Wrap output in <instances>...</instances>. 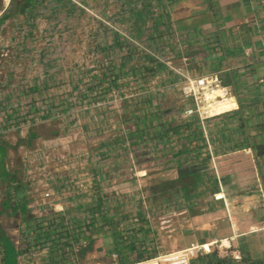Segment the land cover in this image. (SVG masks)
<instances>
[{
  "label": "rangeland",
  "instance_id": "374dc122",
  "mask_svg": "<svg viewBox=\"0 0 264 264\" xmlns=\"http://www.w3.org/2000/svg\"><path fill=\"white\" fill-rule=\"evenodd\" d=\"M120 3V0H41L30 15L4 19L0 23V135L15 145L19 136H26L31 124L46 122L45 128L49 127L47 123L54 116L61 121L65 132L56 138L38 139L34 148L20 146L16 150H9L14 164L17 157L25 163L31 182L29 185L36 187L37 200L32 203L36 206L34 215L43 217L53 209L61 212L68 221L72 218L83 220L94 217L100 209L99 205H87L91 199L100 200L104 208L110 209L112 231L121 230L117 241L136 260L137 250L143 249V255L157 250L156 257L173 252L167 244L168 235L179 232L187 223V202L183 195L166 201L160 196L162 192L158 187L176 175L169 169L176 164L170 162L171 155L175 160L180 158V162L186 165L195 163L193 155L188 157L181 153L183 147L178 146L175 141L177 137L174 136L179 120L174 119L175 116L184 114L191 104L181 99V91L187 78L192 76L170 63L182 73L181 79H177L178 73L173 71V83L169 86L159 85L164 76V73H159L145 85L144 90L148 88L152 92L151 104H160L159 107H150L154 114L150 115L152 121L149 126L158 127L163 122L168 126L170 139L168 147L162 150H159L162 147L159 139H151L136 159L135 154L128 150V140L123 141L124 136H118V132L124 129L119 119L122 112L119 92L126 88L114 87L112 94L101 93L100 103L84 97L89 91L86 82L94 80L98 72L97 64H108V48L116 43L112 38L113 32L126 36V41L132 40L127 35L126 25L118 19L117 12L122 8ZM253 3L260 8L251 17V10L257 7ZM253 3H248L249 8L242 11L236 10L238 3L233 2L216 10L223 20L230 16L228 26L244 28L259 24L264 18V0H254ZM203 7L206 5H198V9ZM258 30L261 34L264 32V28L259 27ZM235 34L230 38L223 35L221 40L225 45L232 44V41L236 44L235 38L238 37ZM205 35L208 32L196 35L198 44L207 42L208 38L211 42L208 44L216 42V33ZM253 49L247 47L245 52L252 55ZM257 50V60L263 62L264 51ZM203 55H198V59L202 60ZM226 55L228 62L237 58L236 53ZM161 58L164 59L163 56ZM249 60L252 61V57ZM129 80L133 85L137 84L133 76ZM165 87L171 92L167 96L164 95ZM181 135L185 142L188 141L187 133ZM202 165L204 163L197 162V166ZM115 172V180H102ZM206 174L202 173L204 183L197 192L210 189L211 183H208ZM100 180L106 190L104 197L99 193ZM99 216H95L98 219L94 233L90 230L77 239L70 237L73 240L71 254L62 256L57 245L50 248L44 244L37 246L31 255H22L20 263L120 264L119 255L114 253L119 247L113 244L111 234L103 233L105 228ZM7 221L3 223L7 233L25 249L26 239L20 236L19 227L12 219ZM153 229L157 230V234ZM91 236H94L92 241ZM172 245L174 243L171 247L178 248ZM50 249L53 251L48 253ZM212 250L216 253L215 248ZM156 257L133 264H152L149 261ZM206 260V257L199 258L192 264H204Z\"/></svg>",
  "mask_w": 264,
  "mask_h": 264
},
{
  "label": "trees",
  "instance_id": "16d2710c",
  "mask_svg": "<svg viewBox=\"0 0 264 264\" xmlns=\"http://www.w3.org/2000/svg\"><path fill=\"white\" fill-rule=\"evenodd\" d=\"M40 1L41 0H11L9 6L6 7L3 0H0V12L2 13L0 23L3 22L4 19L30 15ZM120 1L122 8H120L117 12L118 19L124 22L126 25L125 29L128 32L127 35L132 40L126 41V36L123 37L121 34L113 32L112 38L116 40V43L108 48V50H110V54L108 55V64H99V66L101 65L100 68H98V72L100 71V73L98 74V72H96L94 80L86 82L87 89H89V91L87 94H84V97H90V101L94 100L100 103L101 99L99 95H101V93L103 95H106L107 93L112 94V92H114L112 90L113 87L127 88V91L122 90L119 92L121 93L120 101H122V112L119 113V119L124 126V129L118 132V136H124L123 141L128 140V150L135 154V158L137 159L139 157L138 153L145 148L146 144L153 138L159 139L158 143L162 145L159 150L168 147L167 143H169L170 139V136L167 134L168 126H166L163 122H160L158 127L155 126L150 128L149 126L150 121H152L150 115L154 114L150 107L153 105H157V107H159L160 104H157V102L156 104H151L152 95L150 94L152 92H150L148 88L144 90V87L159 73L164 72L171 76L174 75V72L160 57L163 53L159 48H163L162 43L164 41H166L167 44L168 42L170 44L172 43L174 33L172 23L175 20L174 8L177 5L176 1L178 0ZM201 1L202 3H207L208 5L199 10V14H208L206 15V18L208 19L215 16V13L218 11L216 10L217 7L221 8L223 5H229L230 3H236L237 1L242 5H245L246 2H249L251 5L254 0ZM254 5L256 4L253 3V6ZM245 8H249V6ZM258 8H260V6L251 10V17H253L255 10ZM259 25L262 29L264 28V18L259 21ZM255 29H259V26L256 25ZM196 33L199 35L203 32L198 29L197 32H191L188 30L186 38L193 37ZM203 43L204 42H202V45L207 44L208 46L205 45L201 50L204 52L205 50H210L214 53H217L218 50H222L225 45L222 43V40L218 39L213 44H208L211 42ZM187 53L188 52L185 54ZM113 54L119 56L120 58H116ZM216 56L219 57L218 54H216ZM131 76L136 78L137 84L130 85L129 77ZM191 76L194 77L196 75L192 73ZM198 76L200 75H197V77ZM128 91H131L132 93L128 94ZM49 121L50 122L47 124L50 125L46 128L45 126L47 125H44L46 122L31 124L28 128L26 136H19L15 145L11 144L2 134L0 135V184L3 189L6 188V192L9 195L7 199H3L6 204L3 206L11 207L13 194L16 197L19 194L24 195V191L29 189L30 184L28 178L29 176L26 174V168L24 167L25 163L21 161L20 157H17L14 167L10 168L9 150H16L20 146L34 148L38 139L51 140L56 138L60 133H63V131L65 132L63 123L56 120L55 116L51 117ZM73 121L74 120L68 122V124H71ZM201 123L202 122L198 117H194L184 125V128H187L186 130L191 128V130H188L190 132L186 136L187 139L191 140L186 141L184 146L185 148L182 149L181 153H183L184 156L188 155V157H191L194 151V148H191V144L195 140L198 141V148L196 147V149L199 150V153L197 158L200 155V157H202L200 162L202 164L204 163V165L200 167L197 166V164H192L193 166L186 165L185 163L180 162V158L175 160V158L171 155L170 162H174L176 164L170 166L169 169L176 175L171 176L166 181H163L158 187V189L162 192L160 196L166 201H171L176 195H183L182 197H184L187 202V205L185 206L189 209V212H192V215H200L202 213L198 209V205L191 202V198L198 196L199 192L197 193V190L200 185L204 183L202 173L207 172L209 174L210 171L208 161L210 160V156L203 155L206 144H201V142L205 140ZM241 129H243L245 133L244 136L240 138L242 141L240 143L242 144L241 146H254L256 156L264 157V141L252 144V136L248 132L249 130L247 127L242 124ZM230 138L235 141L236 136L233 135ZM182 157L183 156H181V158ZM107 176L102 180L111 182L112 180H110ZM211 178L212 177L210 176L208 183L211 181L217 182L215 178ZM102 180H100L98 188L100 195L104 197V195H106V190L102 186ZM194 193L197 196L192 197ZM17 200L18 202L12 206L14 211L13 213L21 220V228L19 229L20 236L26 239L27 247L25 249L21 248L20 244L17 245L9 236L2 224V214L0 213V264H21L20 257L22 255L29 256L37 246H43L44 244H48L47 247L50 246V248L57 245V250L62 256L65 254H71L73 252L71 251V247H73V240L71 238L74 237V239H77L90 230L94 233V229L96 228L95 222L96 219H98L95 217L96 214L100 215L99 219L103 222L102 227L105 228V230H102L103 233L107 232L108 234H111L114 238L113 244H116L119 247L117 251H114V253L119 255L120 264H133L142 260H149L156 257L158 254V251L156 250L143 255V249L137 250V258L136 260H133L131 256H129V253L127 254L125 246L121 245L120 241H117L121 230L112 231L111 224L109 223L112 219L110 209L104 208L103 202L100 200L97 202L94 198H92L91 202L87 204L89 207L100 206V209L95 213L94 217L84 218L83 220L72 218L70 221H68V219L62 215L61 212H56L53 209L49 214H45L43 217L38 218L30 210L29 200L26 197H18ZM102 206L103 209L101 208ZM153 231L157 234L156 229H153ZM98 232L101 234L100 231ZM93 237L94 236H91V241ZM52 251L53 249H50V252L48 253H51ZM205 257L208 258V260H206L207 262L204 264H219L228 262L226 259L223 260L219 258L216 253L206 255L202 258Z\"/></svg>",
  "mask_w": 264,
  "mask_h": 264
},
{
  "label": "crops",
  "instance_id": "0c3cea01",
  "mask_svg": "<svg viewBox=\"0 0 264 264\" xmlns=\"http://www.w3.org/2000/svg\"><path fill=\"white\" fill-rule=\"evenodd\" d=\"M248 3L246 2L245 6L238 3L236 10L242 11ZM176 4L174 8L175 20L172 23L174 32L172 43L168 42L167 44L164 41L163 48H159L163 53L161 57H164L165 64L179 74L176 76L177 79H181L182 73L175 70L170 63L190 75L192 73L196 76L218 75L223 86L227 87L228 91L232 90L229 97L232 94L237 106L224 112L225 114L201 120L205 137L201 144H206L203 155L210 156V160H208L210 171L208 175L206 174V179L209 181L211 176V179L215 178L217 182H209L211 183L210 189L197 192L198 196L195 194L196 192L192 195V197L197 196L191 200L198 205V209L202 213L192 215V212L185 208L188 213L187 223L180 228L179 232L168 235L167 244L170 245V250L178 251L192 243H214L216 244L214 245L216 254L223 260L264 263V157L256 156L254 146L244 147L240 144L242 142L240 138L245 134L241 129L242 124L249 130L252 144L264 141V61L257 60L255 54L257 49L264 51V45H262L264 44V32L261 34L260 30L255 29L256 25L260 27L259 24L247 25L244 27L245 29L241 26L238 28L228 26L227 19L230 16L223 20L218 15V11L212 19H207L206 15L208 14H199L201 9H198V5H208L202 3L201 0H178ZM224 6L226 5L222 7ZM197 29L204 33L208 32L206 37L216 33L218 40H221L223 35H226L227 38L234 37L235 33L238 38H235L236 44L235 41H232V44L224 45L222 49L224 51L218 50L217 53H214L205 50L204 52L201 49L207 44H204L206 42L203 43L204 45L197 43L199 41L196 38L197 33L193 37L186 38L188 30L197 32ZM206 41L210 42L209 38ZM222 43L224 44L223 41ZM247 47L254 48L252 55L245 52ZM186 52L188 53L185 54ZM226 53H236L235 57L237 58L228 62ZM200 54H204L202 60L198 59ZM250 57H252V61L249 60ZM97 65V69L100 68L101 65ZM166 74L164 73L159 85L169 86L173 83V76H165ZM130 85H133L131 81ZM169 90L167 87L164 88L165 96L171 93ZM181 99H183L182 91ZM177 116L178 118H176ZM193 118L186 115V110L184 114L175 116L174 119H179L176 125L178 129L174 132L178 146L185 148L186 142L181 133L189 134L188 130L191 128L186 130L184 125ZM233 135L236 136L235 141L230 138ZM190 140L188 139V141ZM197 145L198 141L196 140L191 144V148H194L192 154L195 163L193 164H197L202 159L200 155L197 158L199 153V150L196 149ZM9 163L11 164L10 168H13L15 164L10 157ZM114 170L116 171V168ZM107 177L110 180H115L116 172L108 174ZM33 187L34 189H32ZM35 191L36 187L29 185V189L24 191V195L19 194L16 197L13 194L12 206L18 202V197H26L29 200L30 210L33 212L36 206L32 203H36L35 200H37ZM214 194H223V199L216 200ZM8 197L6 188L3 189L0 184L2 224L5 220L12 219V222L17 224L16 226L20 229L21 220L13 213V207L3 206L4 200ZM172 243H174L172 246H178V248L171 247ZM219 247L221 249L229 247L230 251L239 253L241 259L236 260L231 256L221 257L218 252Z\"/></svg>",
  "mask_w": 264,
  "mask_h": 264
},
{
  "label": "built area",
  "instance_id": "2783aa9c",
  "mask_svg": "<svg viewBox=\"0 0 264 264\" xmlns=\"http://www.w3.org/2000/svg\"><path fill=\"white\" fill-rule=\"evenodd\" d=\"M4 4H10L11 0H3ZM215 88H222L225 94L229 96L227 87H224L218 75H202L198 77H189L182 88L184 101L191 104L187 107L186 115L188 117H198L200 120L207 118L204 115V104L207 100V92L213 91ZM49 194H47L48 196ZM223 194H214L216 200L223 199ZM216 244L210 243H192L184 249L173 251L167 254H161L155 259L159 260V264H192L193 261L213 253ZM219 255L221 257L231 256L236 260H240L239 253L230 251V248L221 249L219 247ZM148 261V260H147ZM141 263V262H140Z\"/></svg>",
  "mask_w": 264,
  "mask_h": 264
},
{
  "label": "bare ground",
  "instance_id": "6f19581e",
  "mask_svg": "<svg viewBox=\"0 0 264 264\" xmlns=\"http://www.w3.org/2000/svg\"><path fill=\"white\" fill-rule=\"evenodd\" d=\"M207 100L204 104V115H207V117L222 114L237 106L234 97L227 96L225 90L222 88H215L213 91L207 92ZM149 262L159 264V260L157 259L150 260Z\"/></svg>",
  "mask_w": 264,
  "mask_h": 264
},
{
  "label": "water",
  "instance_id": "95a60500",
  "mask_svg": "<svg viewBox=\"0 0 264 264\" xmlns=\"http://www.w3.org/2000/svg\"><path fill=\"white\" fill-rule=\"evenodd\" d=\"M219 264H264V263H258V262H246V261H232V262H223Z\"/></svg>",
  "mask_w": 264,
  "mask_h": 264
}]
</instances>
